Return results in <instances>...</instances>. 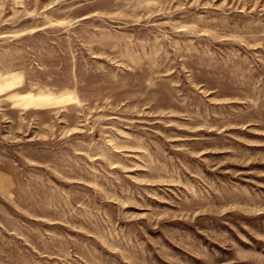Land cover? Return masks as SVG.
Returning <instances> with one entry per match:
<instances>
[{"label": "rangeland", "instance_id": "rangeland-1", "mask_svg": "<svg viewBox=\"0 0 264 264\" xmlns=\"http://www.w3.org/2000/svg\"><path fill=\"white\" fill-rule=\"evenodd\" d=\"M0 264H264V0H0Z\"/></svg>", "mask_w": 264, "mask_h": 264}]
</instances>
